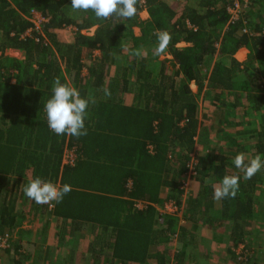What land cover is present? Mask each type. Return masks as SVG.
<instances>
[{
  "label": "trees",
  "instance_id": "obj_1",
  "mask_svg": "<svg viewBox=\"0 0 264 264\" xmlns=\"http://www.w3.org/2000/svg\"><path fill=\"white\" fill-rule=\"evenodd\" d=\"M186 1L178 14L165 0H142L134 17L120 20L74 11L71 0H0V264H57L56 248L41 247L47 229L37 232L38 244L22 228L18 190L27 176L58 188L71 185L51 211L47 204L44 208L32 200L31 205H37L43 226L50 218L61 223V246L63 234L83 226L97 227L99 240H112L103 246V261L95 264H163V256L155 253L157 242L175 234L194 239V227L181 226L180 218L160 215L153 207L171 200L183 207L189 226L204 217L227 224L230 232L224 236L235 243L233 252L243 250L241 260L234 256L237 264L264 259L258 230V222L264 228V169L244 180L233 163L239 153L246 163L257 154L264 158V0ZM233 8L237 16L228 11ZM31 9L50 18L39 42L20 37L31 27L24 18ZM143 12L146 19L140 18ZM65 26L77 32L62 42L54 31ZM91 28L92 35L82 33ZM161 31L171 36L170 59L153 54ZM240 49L249 52L243 62L235 59ZM8 50L20 52L23 60L5 55ZM57 77L82 98H95L85 118L87 135L79 139L56 135L47 125L44 105ZM191 84L198 92L204 87L213 92L214 124L223 123L213 141H223L224 148L195 157L194 178L203 187L195 200L186 201L184 215L180 181L186 164L195 144L213 143L198 119ZM129 96L132 104L125 105ZM235 127L240 128L236 133L225 130ZM242 137L252 142L241 143ZM65 150H74V166L63 165ZM225 175L240 176L239 189L235 198L215 201L214 188ZM206 178L211 185L204 186ZM135 202L152 206L137 210ZM185 246L176 264L189 259Z\"/></svg>",
  "mask_w": 264,
  "mask_h": 264
},
{
  "label": "crops",
  "instance_id": "obj_2",
  "mask_svg": "<svg viewBox=\"0 0 264 264\" xmlns=\"http://www.w3.org/2000/svg\"><path fill=\"white\" fill-rule=\"evenodd\" d=\"M144 14L147 15L145 12ZM134 34L136 36L139 35V30L137 28L134 29ZM57 37L58 39H60L59 36ZM179 46L182 47L183 44H180ZM242 50L243 49H240L236 54L240 55V53H242L241 52ZM9 52H13L17 54L18 55L17 57L14 56V58L16 59L21 60L23 58L22 54L16 50H8L6 51L5 55L10 56L8 54ZM94 54L97 55V52H94ZM165 54L167 55L166 56L167 59L171 58L170 56H168L167 52H165ZM236 54H235V59L241 62V60L237 58L238 56ZM83 57L88 58L87 52H83ZM203 90L205 91L207 90L206 92L209 93L207 94L208 97L207 102H209L208 103L209 106L207 105L205 108H202V105L198 104L199 105L198 119L209 133L208 136L210 135L213 141L214 135L218 133L219 128L220 126L223 125V123L217 125L214 124V120L217 116L215 112H213V109H215L213 106L214 94L212 91L210 90L208 91V89H206L205 87L203 88ZM132 101L133 100L131 96L127 97L125 99V105H131ZM239 129L240 128L238 127H235L234 130L225 128L227 132L229 131L235 133ZM215 143L216 142L213 141L212 145L210 144L208 147L205 145L202 146L195 144L192 153L195 152L197 156H199V158H203L205 154H207V152H214L218 154V151L224 148V143L222 141L218 144V146H215ZM190 181H191L190 188L187 191H185L182 197V204L185 207L184 215L188 214L186 208L187 206H189V204L186 205V201L190 200L191 202L195 200L198 193H200L203 187V183L198 181L196 178H193ZM29 182H30V178L28 176L24 178V180H21L20 187L18 190V192L20 191V195H21V191ZM211 183H212L211 180L209 178H206L204 181V186H209L211 185ZM11 188L10 187L9 189L6 188L5 192L8 193ZM23 195L26 201L27 202L29 201L30 208L35 212L37 205L32 206L31 205L32 200H30L25 194ZM45 208H46V204H45ZM216 212L217 211L214 210V213ZM51 220L54 223L52 222L48 223L46 225L47 227L43 225H37V227H35L33 230H29V232L34 235L33 236L34 239L38 231L47 229L48 233L46 235L45 244L44 243L41 244L42 239L40 237H39L40 241L37 240V237L35 240L39 241L38 244L40 243L41 247L43 246L42 248L43 250L45 249L50 250L51 248H56L53 254H54V260L55 262H57V264H95L97 263V261L100 262L103 261L104 257L107 254L103 246L105 244L109 245L110 243H112V240H109V242L107 240L106 241L99 240L97 236H100V232L97 227L83 226L80 231L72 235L63 234L64 240L61 246L58 243L57 235L62 232V228H59L62 225L58 220L50 218L49 221ZM184 224L185 226H188V229L190 230H192V228L194 227V229L192 230L193 232H190V234L194 235V239L188 236L186 237L187 239L180 240L179 237H177L176 238L177 242H175L172 250H170V246L172 244V243L170 244V242L173 240L161 239L159 242H157L155 246L156 248L155 253L163 256L164 258L163 264H168L167 262L169 257L170 258L172 257L171 261L173 262V264H176L175 258L178 255L179 251H181L182 247H184L185 245H186L185 249L187 250V255L189 257V259L185 262V264H237L236 263L237 261L235 260L234 257L236 256V252H233V250L235 249L233 245L235 243L230 242L228 238L224 236L230 232L227 224H225L222 221H213V219L211 220L205 217L203 219H200L197 224H194L192 226L191 225L189 226L183 220V222H181L180 225L183 226ZM258 224H262V223L259 222ZM65 226L69 228V225H65ZM257 226L258 225H256L255 227ZM248 229L250 230V228L245 229L246 232H248ZM49 234H53V238ZM215 234L223 238V241H217ZM97 255H99L100 257H98ZM150 264H155V263H150Z\"/></svg>",
  "mask_w": 264,
  "mask_h": 264
},
{
  "label": "clouds",
  "instance_id": "obj_3",
  "mask_svg": "<svg viewBox=\"0 0 264 264\" xmlns=\"http://www.w3.org/2000/svg\"><path fill=\"white\" fill-rule=\"evenodd\" d=\"M141 2L142 0H71V8L74 11L91 10L97 19H109L115 16L120 20H125L135 16L136 6ZM157 38L158 43L153 54L160 56L166 52L171 36L167 31H161ZM136 54L139 55L140 53L137 52ZM110 95V91L105 89V96ZM95 102L93 96L82 98L77 88L62 83L59 77L55 78L52 95L44 105L49 129L56 135H69L77 139L86 136L87 109L90 103L94 104ZM233 163L237 169L242 171L244 180H250L264 169V158L260 154L246 163L245 154L239 153L234 157ZM240 179L241 177L238 175H225L219 185L214 188L213 199L220 201L225 198H235L240 186ZM23 191L30 200L37 204H47L49 207H54L55 204L63 201V198L72 191V187L69 184H64L58 188L53 183L37 177L30 180Z\"/></svg>",
  "mask_w": 264,
  "mask_h": 264
},
{
  "label": "built area",
  "instance_id": "obj_4",
  "mask_svg": "<svg viewBox=\"0 0 264 264\" xmlns=\"http://www.w3.org/2000/svg\"><path fill=\"white\" fill-rule=\"evenodd\" d=\"M228 11L237 16L236 15V9H228ZM31 25V27L24 32L20 37L22 39L26 38V37H32L34 38L35 41L39 42V38H45L44 36V26L47 25L49 23V16L43 14L42 12L36 10V9H31L29 11V13L24 17ZM64 31H71L73 34H75L77 32V28L74 26H65L62 28ZM83 34H86L85 31L82 32ZM149 150L152 151L151 147H149ZM169 159H171V156L169 157ZM76 161V154L74 152V150H65V153L63 155V165L65 166H74ZM196 160H195V156H190V160H188L187 164H186V174L183 175V177L181 178V186L180 189L183 190L184 192L186 191V187L189 183V181L191 179H193L196 174L194 171V166L196 164ZM151 204L148 203H142V202H136L134 204L135 209L137 210H144L146 209V207ZM48 206V210L51 211L53 207H49ZM156 207L158 210V213L160 215L163 216H174V217H178L180 218L181 222H183L182 216H183V207L178 206L176 204L175 201H165L163 202L162 206L157 207V206H153ZM177 235H172L169 239L176 241ZM5 241H2L1 246L4 247L5 246ZM242 248L239 247L238 250L236 251V255L238 256V260H241L242 257L240 256ZM243 251V250H242Z\"/></svg>",
  "mask_w": 264,
  "mask_h": 264
},
{
  "label": "rangeland",
  "instance_id": "obj_5",
  "mask_svg": "<svg viewBox=\"0 0 264 264\" xmlns=\"http://www.w3.org/2000/svg\"><path fill=\"white\" fill-rule=\"evenodd\" d=\"M165 1L167 3H169L173 8H175V10L177 12H179L178 14H180L182 12L184 6L187 4L186 0H165ZM146 17H147V15H145L144 12L140 14V18L141 19H145ZM93 31H94V28H92V29H90L88 31H85V32H86V34L91 35L93 33ZM54 33L57 36H59L60 39H58V40L62 41V42H67V41L72 40L73 35H74L71 31H64L63 29L56 30V32L54 31ZM241 52L242 53H240V55H237V54L236 55L238 56L237 58L240 59L241 62H242V61H244L247 58L249 52L247 50H245V49H243ZM8 54L10 56H12V57H14V56L17 57L18 56L17 54H15L13 52H9ZM166 56L167 55L164 53V54L160 55V58L164 59V58H166ZM21 60H23V58ZM83 62H84V64L86 66L89 65L88 58H84ZM83 72L85 74L86 73V69H84ZM190 88H191L192 92L196 94L197 102H199L198 104L202 105V108H205L207 105L209 106V104H208L209 102H207L208 101L207 92H206L207 90L206 91L205 90H201L200 92H198L197 91V87L194 84H191ZM246 141H247V139L245 137H242L240 139L241 143L248 144V143L252 142V141H250V142L247 143ZM219 143L220 142L217 141L215 143V146H218ZM192 156L196 157L197 154L194 152V153H192ZM190 184H191V181H189V183H188V185L186 187V191L190 188ZM1 195L4 196L3 193ZM18 198H19L18 205L21 206V210H22V213H23L24 218H25L24 222L22 223L23 224L22 228L24 230H33L35 227H37V225H42L41 224L42 222L38 221V217H36L37 214L30 208L29 201L27 202L26 199L24 198L23 191H21V195H20V191L18 192ZM44 208H45V204H44ZM37 213H39L38 210H37ZM49 222H52V220L49 221ZM52 223H54V222H52ZM262 225L263 224L258 226V230H259V228H261V230H262V235H260L261 236V241L263 240V242H264V228L262 227ZM49 235L53 238V234H49ZM26 236H27V234L25 236H23V238H27ZM16 238L18 239V237H16ZM49 239H51V238H49ZM23 242H25V241H23ZM175 242H177V241L173 240V241L170 242V244L172 243L171 246H170V250L173 249V246H174ZM262 247H264V243H263ZM260 259L261 260H259V263L260 264H264L263 256H260ZM171 260H172V257L171 258L169 257L167 263L168 264H173V262ZM250 264H252V263H250Z\"/></svg>",
  "mask_w": 264,
  "mask_h": 264
}]
</instances>
